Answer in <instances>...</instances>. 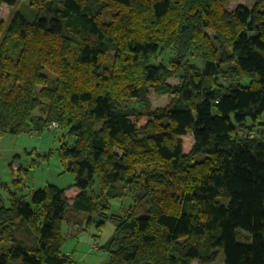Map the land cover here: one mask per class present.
<instances>
[{
	"label": "trees",
	"instance_id": "trees-1",
	"mask_svg": "<svg viewBox=\"0 0 264 264\" xmlns=\"http://www.w3.org/2000/svg\"><path fill=\"white\" fill-rule=\"evenodd\" d=\"M27 2L28 16L0 20V134L56 124L78 192L47 183L27 202L15 178L9 205L0 198V264L75 263L61 250L62 222L69 211L108 214L120 184L136 202L110 214L107 264H209L220 252L224 264H264V134L249 135L264 125V0L234 10L228 0ZM151 90L170 102L151 110Z\"/></svg>",
	"mask_w": 264,
	"mask_h": 264
},
{
	"label": "rangeland",
	"instance_id": "rangeland-1",
	"mask_svg": "<svg viewBox=\"0 0 264 264\" xmlns=\"http://www.w3.org/2000/svg\"><path fill=\"white\" fill-rule=\"evenodd\" d=\"M255 0H228L226 8L234 10L238 5H244L251 8ZM27 0H20L18 6L10 8L5 4L0 5V20L8 23L17 9H22L28 16L33 8L27 5ZM28 9V10H26ZM175 56L173 51H168L164 55V62L168 65L171 64L170 60ZM190 61L199 65L200 60L197 56H190ZM158 61V60H156ZM178 75L169 79V82L174 84L178 81ZM151 110L165 107L171 100V96L166 94H158L151 90L150 92ZM129 105L139 112H146L143 103L136 102L135 100ZM133 118V117H132ZM134 119V118H133ZM147 116H144L139 122L138 126H142L147 122ZM263 126V127H262ZM250 127V136H263L264 125ZM263 128V129H262ZM241 135L248 134L247 129H239ZM65 131L57 129L56 126L50 124L49 128L41 133H33L29 135H10L3 134L0 136V198L4 201L5 205H9V192L8 189H13V180L17 177L23 182V191L21 195L25 196V200L29 202V193L32 189L45 186L47 183L55 185L59 188L65 189L66 195H70V189L73 186L75 176L74 173L65 170L60 162L57 148L63 141ZM2 135V134H0ZM183 150L187 153L191 150L194 140L191 134L182 136ZM14 149H18L17 154L13 153ZM32 159H36L37 163L32 165ZM19 171V172H18ZM92 192L99 194L100 189L97 184L93 186ZM116 193L118 197L109 200L110 211L108 214L101 212L75 213L69 211L67 219L62 222V237L63 243L61 250L63 253L71 255L75 260L72 264H107L110 259V250L107 243L115 234V222L110 218L111 213L123 214L136 202L133 191L127 186L122 184L116 185ZM32 208L37 212L34 219L37 226H41L43 220V211L41 206L32 205ZM136 215L143 216L146 212V204L143 202L137 203ZM89 217L92 219L88 224ZM104 222L99 230L96 227L98 222ZM34 222V223H35ZM98 241V246L95 243ZM29 244V243H28ZM113 249V248H111ZM224 253L220 252L218 258L209 264H224ZM8 264H20L18 259H13ZM191 264H198L194 260Z\"/></svg>",
	"mask_w": 264,
	"mask_h": 264
},
{
	"label": "crops",
	"instance_id": "crops-1",
	"mask_svg": "<svg viewBox=\"0 0 264 264\" xmlns=\"http://www.w3.org/2000/svg\"><path fill=\"white\" fill-rule=\"evenodd\" d=\"M10 135H12V134H10ZM1 137H3V134L2 135H0ZM18 152H20V151H18V149H14V152L13 153H15V154H17ZM71 191V193H70V195L71 196H68L69 198H72L73 196H75L76 194H77V192H78V190L76 189V187L75 188H72V189H70ZM66 193V192H65Z\"/></svg>",
	"mask_w": 264,
	"mask_h": 264
},
{
	"label": "built area",
	"instance_id": "built-area-1",
	"mask_svg": "<svg viewBox=\"0 0 264 264\" xmlns=\"http://www.w3.org/2000/svg\"><path fill=\"white\" fill-rule=\"evenodd\" d=\"M52 125H54V126H56V127H57V125H56V124H52ZM95 246H96V247L98 246V241L95 243Z\"/></svg>",
	"mask_w": 264,
	"mask_h": 264
},
{
	"label": "water",
	"instance_id": "water-1",
	"mask_svg": "<svg viewBox=\"0 0 264 264\" xmlns=\"http://www.w3.org/2000/svg\"><path fill=\"white\" fill-rule=\"evenodd\" d=\"M69 168V167H68Z\"/></svg>",
	"mask_w": 264,
	"mask_h": 264
}]
</instances>
